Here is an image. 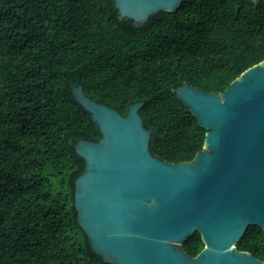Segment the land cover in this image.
<instances>
[{"label": "trees", "instance_id": "1", "mask_svg": "<svg viewBox=\"0 0 264 264\" xmlns=\"http://www.w3.org/2000/svg\"><path fill=\"white\" fill-rule=\"evenodd\" d=\"M262 61L264 0H186L139 26L113 0H0V264H108L77 223L74 145L101 136L73 86L121 116L143 103L151 156L179 164L205 131L174 89L223 93ZM203 248L198 232L182 244ZM236 248L264 262L259 228Z\"/></svg>", "mask_w": 264, "mask_h": 264}, {"label": "water", "instance_id": "2", "mask_svg": "<svg viewBox=\"0 0 264 264\" xmlns=\"http://www.w3.org/2000/svg\"><path fill=\"white\" fill-rule=\"evenodd\" d=\"M185 1L113 0L118 18L135 26ZM174 93L205 131L202 149L179 164L151 156L143 103L121 116L72 87L101 136L74 145L84 161L74 207L91 250L108 264H264L236 248L249 227L264 234V61L223 93L186 83ZM195 232L204 248L192 258L182 244Z\"/></svg>", "mask_w": 264, "mask_h": 264}]
</instances>
